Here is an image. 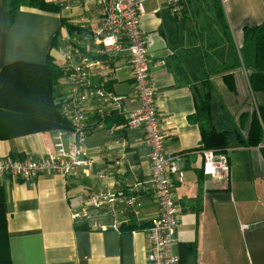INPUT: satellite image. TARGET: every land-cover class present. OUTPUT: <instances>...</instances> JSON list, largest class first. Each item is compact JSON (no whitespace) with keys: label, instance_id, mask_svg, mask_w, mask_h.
<instances>
[{"label":"crops","instance_id":"obj_1","mask_svg":"<svg viewBox=\"0 0 264 264\" xmlns=\"http://www.w3.org/2000/svg\"><path fill=\"white\" fill-rule=\"evenodd\" d=\"M46 1L63 5L60 13L20 8L10 24L9 0H0V71L16 62L42 64L48 54L61 67L59 49L77 50L94 57L97 48L91 31L101 20L95 0H70L68 9L66 0ZM216 1L183 0L180 12L173 15L166 0H146L141 18V30L147 38L152 62L151 76L165 135L164 147L178 157L184 173L183 183L172 177L179 218L177 251L179 254L182 247L185 254L181 264H251L244 236L264 227V159L260 153V148H264V132L258 147L229 149L225 153L229 178L227 182L217 181L203 173L200 125L190 120L197 113L194 89L196 93L203 91L201 81L205 78L215 92L216 88L222 89L226 103L220 104L221 110L214 109L217 127L237 126L239 115L249 110L248 100H238L236 95L238 86H246L245 65L253 58V44L244 43L243 29L264 23V0H219L229 42L222 27L218 38H212L213 18L207 15L213 12L214 23L219 24ZM61 18L77 30L68 33L60 24ZM56 38L57 46L52 48ZM236 60L241 66L229 71L235 85V91L230 92L223 80L229 72L221 70ZM94 76L111 81L108 88L122 97L128 110L136 108L131 73L122 60L98 67ZM59 94L61 97L66 94L62 84ZM225 107L231 108L230 120ZM86 116L91 160L87 177L41 175L29 182L1 180L12 264H147L146 229L157 209L145 186L138 195L137 219L122 216L124 203L118 202L117 229H94L91 223L72 219L73 212L88 205L91 194L110 191L124 197L135 191L137 183L144 184L150 174L142 131L124 128L120 121L107 126L91 108ZM54 132L0 140V157L41 158L45 145L53 142ZM235 157L237 160L233 161ZM261 187L263 190L259 191ZM102 220L108 224L112 221L109 217ZM130 220L142 228L131 232L120 230L121 224ZM243 226L248 229L242 231ZM184 245L194 249L188 251Z\"/></svg>","mask_w":264,"mask_h":264},{"label":"built area","instance_id":"obj_2","mask_svg":"<svg viewBox=\"0 0 264 264\" xmlns=\"http://www.w3.org/2000/svg\"><path fill=\"white\" fill-rule=\"evenodd\" d=\"M146 0H95L101 20L91 31L93 44L97 48L94 58L77 50H58L62 58L61 68L66 73L62 85L66 94L61 111L69 122L68 129L53 133V142L46 144L44 154L37 159H18L12 156L0 157V182L5 178L29 182L41 175L59 177H87L91 168L88 155L87 135L89 124L87 111L91 108L99 119L112 112L121 114L126 120L125 128L139 129L143 133V145L147 150L150 168L149 178L144 184H136L135 191L122 197L120 193L98 191L88 197V205L72 213L77 222L91 223L99 230L117 229L118 202L124 203L122 216H139V193H151L157 215L150 219L146 229L147 264H181L177 251L176 231L179 225L178 207L173 199V179L183 183L184 173L178 157L164 147V133L159 120L156 94L152 83V62L148 55V41L141 30ZM183 0H166L173 15L180 12ZM53 3L56 1H52ZM66 0L65 8L70 7ZM63 7V5H61ZM122 60L131 73L133 97L136 108L128 110L122 97L106 87V80L94 76V71L111 61ZM116 67V63H115ZM109 78H113L111 72ZM203 173L217 181L227 182L229 178L228 159L225 154L212 150L202 151ZM93 211V212H92ZM105 217L112 219L108 224ZM246 226L242 231H246Z\"/></svg>","mask_w":264,"mask_h":264},{"label":"trees","instance_id":"obj_3","mask_svg":"<svg viewBox=\"0 0 264 264\" xmlns=\"http://www.w3.org/2000/svg\"><path fill=\"white\" fill-rule=\"evenodd\" d=\"M9 7L11 24L20 8L58 14L62 6L46 0H9ZM215 12L216 21L221 25L229 42L228 28L219 0L215 4ZM60 24L68 33L77 30L65 18L60 19ZM243 38L245 44H253V58L245 65V81L254 105L239 115L237 126L221 129L216 126L214 119V87L207 78L201 81L204 90L196 93L197 89H194L197 113L190 116L192 122L200 125L201 152L212 150L225 154L229 149L256 148L260 145L264 132V23L245 26ZM56 40L57 38L52 41V48L57 46ZM239 66L241 64L236 60L233 65L221 71L229 72ZM65 78V71L49 54L42 64L16 62L4 66L0 71V140L68 129L69 122L61 111L64 101L59 94V87ZM223 80L227 90L234 92L233 74L229 72L223 76ZM105 85L111 86V81L106 80ZM119 121L125 128L126 120L117 112L102 119L107 126H113ZM260 153L264 159V148H260ZM6 212L4 190L0 185V264H12ZM140 228L142 227L137 226L133 220L120 226V230L125 232ZM183 247L188 251L194 249L191 245ZM180 249V260L183 262L185 254L183 248Z\"/></svg>","mask_w":264,"mask_h":264},{"label":"rangeland","instance_id":"obj_4","mask_svg":"<svg viewBox=\"0 0 264 264\" xmlns=\"http://www.w3.org/2000/svg\"><path fill=\"white\" fill-rule=\"evenodd\" d=\"M212 13H211V15L208 13L207 16H211V18H213L212 21L210 22V26H211V30H212V33L211 34H212V38H216L217 39L218 36H219V33L221 32V25L214 23V21H215L214 19L215 18L213 17L214 14L212 15ZM208 20H210L209 17H208ZM66 49H68V48H66ZM237 52H239V51H237ZM236 92H237L236 95H237L238 100H240L242 98H243V100L244 99L245 100H248V104H249L248 106H249V110H250L253 107V105H254V101H253V98L250 95L247 87L245 85H240V86H238ZM222 93H223L222 92V89L216 88V92H215L216 95H215L214 104H215V110H217V111H218V109L221 110L220 104L221 105H226V103L224 102V96H222ZM238 103L239 102H236L237 105H238ZM232 104H235V103H232ZM243 104L246 106L247 105L246 101H244ZM225 109H226L225 110L226 111V114L228 115V118L230 120L231 119V116H230L229 111L231 110V108L230 107H225ZM223 115H225V114H223ZM234 160L235 161L237 160L236 157L233 159V161ZM237 170H238V173L241 172V168L239 166H238ZM262 190H263V188L261 187L259 191H262ZM262 201H264V200L262 199ZM260 204L263 205V202H260Z\"/></svg>","mask_w":264,"mask_h":264},{"label":"water","instance_id":"obj_5","mask_svg":"<svg viewBox=\"0 0 264 264\" xmlns=\"http://www.w3.org/2000/svg\"><path fill=\"white\" fill-rule=\"evenodd\" d=\"M251 264H264V227L244 236Z\"/></svg>","mask_w":264,"mask_h":264}]
</instances>
